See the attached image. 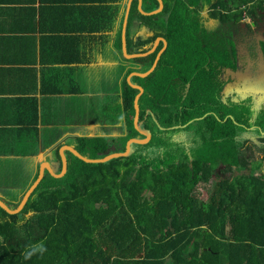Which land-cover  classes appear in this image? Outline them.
Wrapping results in <instances>:
<instances>
[{
    "label": "trees",
    "instance_id": "1",
    "mask_svg": "<svg viewBox=\"0 0 264 264\" xmlns=\"http://www.w3.org/2000/svg\"><path fill=\"white\" fill-rule=\"evenodd\" d=\"M147 1L157 7L156 0ZM162 1L161 13L168 17L163 33L156 35L170 41V48L148 77L134 78L144 86L139 102L144 108L153 105L158 124H153V139L146 145L133 144L137 152L105 163L89 164L68 154L65 174L57 179L45 173L19 213L0 208V264H264V178L255 174L264 163V149L258 161H249L239 138L242 126L264 129V115L261 110L251 124L247 109L221 103L222 83L205 69L204 54L203 64L195 63L196 30H189V20L199 18L201 4L206 8L227 0ZM13 2L18 0H0ZM212 17L228 19L220 11ZM227 56L222 50L211 55L221 66L229 62ZM132 61L128 60L131 67L121 94L127 132L123 151L136 134L132 121L137 90L126 82ZM178 61L180 66L174 67ZM184 103L185 114L180 109ZM227 115L232 119H225ZM194 118L198 120L188 128L197 138L188 155L159 126ZM84 143L95 155L108 151L104 139ZM148 148H153L150 155L144 153ZM55 157L60 163L58 148ZM218 166L223 176L200 200L196 187L207 184ZM233 168L244 172L233 174Z\"/></svg>",
    "mask_w": 264,
    "mask_h": 264
},
{
    "label": "crops",
    "instance_id": "2",
    "mask_svg": "<svg viewBox=\"0 0 264 264\" xmlns=\"http://www.w3.org/2000/svg\"><path fill=\"white\" fill-rule=\"evenodd\" d=\"M127 3L126 52L133 54L135 39L167 19L163 1L153 15L140 13L138 0L0 4V201L18 205L43 163L59 173L56 148L83 151L85 141L104 139L106 154L118 152L116 140L127 133L121 94L131 67L121 48ZM157 8L141 0L142 12Z\"/></svg>",
    "mask_w": 264,
    "mask_h": 264
},
{
    "label": "flooded vegetation",
    "instance_id": "3",
    "mask_svg": "<svg viewBox=\"0 0 264 264\" xmlns=\"http://www.w3.org/2000/svg\"><path fill=\"white\" fill-rule=\"evenodd\" d=\"M240 1L241 0H227L226 4H223L222 2L218 5L206 8H203L201 4V8L197 10L199 18L189 20V30H196V35L194 36V40H196L194 43V49L196 54H200V58L197 57V55L194 53L196 59L195 63H198L201 66L203 64L201 56L204 54V56L208 58L205 69L207 71H211L213 77L216 78L218 82L222 83L221 89L218 92L219 98H217L221 101L222 104L227 105L228 107H230V104H236L243 109H247L249 115H251L249 118V123L252 124L261 110L263 112L262 115H264V56L262 53V42H264V34L261 39H257L254 42H249V40H247L246 32L250 29L251 25H256L258 21L262 20V17H264V10H262V0H244L246 2H244L243 4H240ZM215 11H220L221 14H227L228 19L226 18L221 20L219 19V17H212V14ZM164 15H166V17L168 16V14L165 13ZM166 21L167 19L162 23L154 22L153 24H150V36L145 39H141V37L135 39L133 55L138 56L131 59L133 60V71L131 73L143 74L150 70L157 55L160 53L153 70L147 76H132L133 85L140 87L142 90L137 101L138 122H140L141 130L148 131L150 133V138L146 144H149L153 139V136L155 135L153 124H156L157 121L155 120L154 111L152 109L153 105L144 108L142 106V103L139 102V99L144 93V86L141 85L138 79L134 80V78L144 79L148 77L156 68L162 54L170 48V41H168L161 35H156L158 33H163L162 29H164V24L166 23ZM181 43V41L178 42V44ZM238 43H241V45H243L245 48L246 56L244 54L242 58L243 60L240 59L242 56H240L238 52ZM184 48L185 45L182 44V49ZM185 50L186 49H184V51ZM219 50L225 51L228 54L226 59H228L229 62H227V64L223 66H221L223 63L220 65L219 60L213 59L211 57V55H215L216 53H218ZM189 52H191V47ZM146 53L147 55L140 56ZM142 58H147V60L145 62H142L140 60ZM246 58L249 61H254L256 59V62H260L261 68H259V82L257 79H253L256 77H252L250 71L242 70L245 66L243 64V61ZM172 65L174 67H179L180 62H174ZM230 72H232V74ZM173 81H175V78L173 79ZM252 85L255 86V91L257 90L255 93L253 92V90H251L252 88H250L252 87ZM187 88L188 84L186 83L184 87V93L187 92ZM133 89L137 90V94L139 93L138 89ZM185 106L186 103H184L180 108L183 110L184 114L187 112ZM141 110L143 111V115L140 118L139 114ZM227 118L232 119L231 115H227L225 119ZM196 120L198 119L194 118L186 122L185 124H177L174 126L163 128L166 131V137L169 138V141L176 143L179 147H181L180 149H182L183 152L188 155L191 153L192 148H195L192 141L195 140L194 138H197V135L193 133V131L188 129V125ZM242 127L243 132L241 133V136H239V138L242 141L244 140L242 152H244L245 156H250L249 153L247 154V149L245 148V145L249 142L248 139L252 140L253 138H256L260 143V147L258 149L261 152V150L264 149V143L260 141L264 139V129L261 130L257 124ZM134 130L136 132V134L134 135V139H143V136H141L135 128ZM169 130L174 131L173 134ZM177 134L179 137L177 140H175L174 137ZM134 150L133 152L138 151V149ZM152 150L153 148H148L144 153L150 155ZM249 161H252L250 157ZM220 168H222V166H218L217 168L212 170L211 178L207 183L213 184L216 178L223 176L219 172ZM233 170H235V168H233Z\"/></svg>",
    "mask_w": 264,
    "mask_h": 264
},
{
    "label": "water",
    "instance_id": "4",
    "mask_svg": "<svg viewBox=\"0 0 264 264\" xmlns=\"http://www.w3.org/2000/svg\"><path fill=\"white\" fill-rule=\"evenodd\" d=\"M157 2H158V8L156 10H154L152 12H149V13H144L140 9L141 0H138L139 12L144 14V15H153V14L158 13L159 11H161L163 4H162L161 0H157ZM128 5H129V3H127V7H126V10H125V16H124V21H123V27H122L121 48H122V54H123L124 58L132 59V58L137 57L138 55L127 54V52H126L125 26L124 25H125V22H126V16L128 14ZM164 46H165V43H164ZM145 55H147V53L143 54V55H140V56H145ZM159 55H160V53L157 55V57H156V59L154 61V64L152 65L150 70H148L147 72H145L143 74L131 73L126 78V82L129 84V86L131 88H136V89L139 90V93L135 96L134 101H133L134 116H133L132 123H133L134 128L139 132V134L141 136H143V139H139L138 140V139L130 138L125 143V147H124V151L123 152H120V153L116 152V153L107 154L104 157H102L101 159H87V158H84L82 155H80L75 149H73L71 147H67V146H62L58 150V154H59L60 161H61L60 172L59 173L52 172L50 167H49V165H47L46 163H43V166L42 165L39 166V170H38L36 179L34 180L32 185L26 190V192L23 194V196H22L20 202L18 203V205L14 209H10L4 203H2L0 201V208H2L7 214H17V213H19L22 210V208L26 204L29 196L34 191V189L37 187L39 182L42 180V178L44 176V172H47L53 178H57V179L61 178L65 174V172L67 170V160H66V158L64 156V151H67V152L71 153L73 156H75L76 158L82 160L85 163L98 164V163H105V162H107V161H109L111 159H116V158L129 156L133 152V149H132V145L133 144H138V145L146 144L148 142L149 138H150V133L148 131L141 130L140 129V122H138V105H137V101H138V98H139L142 90H141L140 87H137V86L133 85L130 82V79L134 75L135 76H139V77L147 76L153 70V68H154V66H155V64H156V62L158 60ZM230 73L232 74V72H230ZM235 75H237V74H235Z\"/></svg>",
    "mask_w": 264,
    "mask_h": 264
},
{
    "label": "rangeland",
    "instance_id": "5",
    "mask_svg": "<svg viewBox=\"0 0 264 264\" xmlns=\"http://www.w3.org/2000/svg\"><path fill=\"white\" fill-rule=\"evenodd\" d=\"M246 32V31H245ZM264 34V17H262V20L258 21L256 25H251L250 29L247 30L246 32V36H247V40H249V42H254L255 40L257 39H261L262 36ZM238 40H241V39H238ZM238 52H239V55L242 56L240 59L243 60V56L245 54L246 56V53H245V48L243 45H241V43H238ZM243 64L245 65L244 66V69L242 70H248L250 71V74L252 75V77H256V78H253L254 80H258V82L260 81V79H258V76H259V68H261V65H260V62H256V59L254 61H249L247 58L243 61ZM257 68V70H256ZM249 87V85H248ZM247 87V88H248ZM252 88L251 90H253V92L255 93V86L252 85ZM257 88V87H256ZM195 122V121H194ZM190 123L188 125V127H191L193 125V123ZM160 129H163L162 127H159ZM189 129V128H188ZM172 134L174 131L172 130H169ZM178 133V132H176ZM178 134L174 137L175 140L178 139ZM134 138V137H133ZM136 139V138H135ZM117 143H120L116 148H117V151L118 153L120 152H123V149H122V139L120 140H116ZM248 143L245 145V148L247 149V154L249 153L250 155V159L255 160V161H258L261 156H262V153L260 152V150L258 149L260 147V143L258 142V140L256 138H253L252 140H249L248 139ZM127 142V141H126ZM125 142V143H126ZM84 158H87V159H101L102 157H104L106 154H102V153H99V154H94L93 153V150L86 147L82 154H81ZM241 172H244L242 169H238V168H235V170L233 171V174H239ZM256 175H263V178H264V163H262L261 167L259 170H257L255 172ZM216 175H219V174H216ZM211 181V180H210ZM211 183H207V184H200L196 187L195 189V195L197 198H199L200 200H205L210 189H211ZM2 202V201H1ZM4 203L5 205H8V206H12V204H10L9 202H2Z\"/></svg>",
    "mask_w": 264,
    "mask_h": 264
}]
</instances>
